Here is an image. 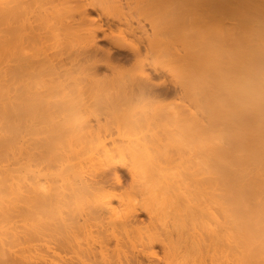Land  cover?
<instances>
[{
	"label": "bare ground",
	"instance_id": "6f19581e",
	"mask_svg": "<svg viewBox=\"0 0 264 264\" xmlns=\"http://www.w3.org/2000/svg\"><path fill=\"white\" fill-rule=\"evenodd\" d=\"M170 62L188 77L169 110L152 73ZM182 147L200 166L167 157ZM64 197L78 214L53 216ZM77 236L164 247L147 264H264V0H0V264H63L42 241Z\"/></svg>",
	"mask_w": 264,
	"mask_h": 264
},
{
	"label": "rangeland",
	"instance_id": "374dc122",
	"mask_svg": "<svg viewBox=\"0 0 264 264\" xmlns=\"http://www.w3.org/2000/svg\"><path fill=\"white\" fill-rule=\"evenodd\" d=\"M90 12H92V11H90ZM92 14H94V15H92V18H93V16H95V17H94V18H96L95 21H97L98 16H97L94 12H93ZM131 16H132V17H130V20H134V21H136L137 18H140V16H138L137 14H131ZM94 18H93V19H94ZM141 19H144V18L141 17ZM134 23H135V22H134ZM145 23H146V22H145ZM185 24H187V23H185ZM146 26H147V25H146ZM173 26H174V25H173ZM173 26L171 25V27H173ZM178 26H179V27H178ZM178 26H177V27H178V28H181L182 31H183V30H187V31H188V29H189V28L186 29V27L183 25V20L179 21ZM177 27H176V25H175V28L173 27L172 30H173V29H174V30H175V29H178ZM170 30H171V28H170ZM172 30H171V31H172ZM174 30L172 31L173 33L171 32V36H170V34H169V38H171V39H169V41H170V40H171L170 42L173 41V42H172L173 44L170 43V44H172V45H170V49H171V51L173 52L172 55L175 54L176 52H179V50L182 49L181 47L185 46V45H184L185 43L182 44V41H181V38H182V36L184 35V34H183V35L181 36L182 31H179L180 29H179V30H175V32L177 31V36H176V35L174 34V33H175ZM169 32H170V31H169ZM178 32H179V35H180V36L178 35ZM180 32H181V33H180ZM185 32H186V31H185ZM188 34H189V33H188ZM186 35H187V33H186ZM174 36H175V37H174ZM178 36H179V38H178ZM172 37L175 38V40L178 38V40L175 42V40L172 39ZM180 37H181V38H180ZM179 40H180V41H179ZM182 40H184V38H182ZM99 42L102 43L101 46H103V44H104V46H105V43H104V42H101V41H99ZM174 42L176 43L177 46H179V44H180V42H181V44H180V46H179L180 48L178 47V51H177V48H176L177 46L174 45ZM178 43H179V44H178ZM181 45H182V46H181ZM185 48H186V47H185ZM186 50H187V49H186ZM180 52L182 53L183 50H181ZM170 53H171V52H170ZM172 55L170 54V56H172ZM170 56H169V60L171 61L172 57L170 58ZM173 58H175V57H173ZM175 60H176V59H175ZM171 62H173V59H172ZM171 62H170V64H168V65L171 66V67L168 66L169 70L166 69L167 71H169V72H167L168 75H167V74H164L166 71H163L162 69H161V70L159 69L160 72H158L157 75H156L155 73H152V75H153V83H154V84H156L158 81H159V83H157V85H158V84H162V82H165L166 80H167V82H168V83L165 82V86H164L165 88H164L163 90L166 89L165 92L168 91L167 94H168V93H169V94L167 95V94L164 93V94L161 96V98L159 97L160 99L158 98L157 101H159L158 103L162 102V103H161L162 106H163V103H165V106H166L169 110H170V108L173 107V104H174V103L177 104V105H179V102L181 103V100L179 101V98H183V97L179 96L178 93H177V87H176L177 84H175V83H177L176 78H177V80L180 81V80H181L180 78L184 77V75H185V78L188 77V75H187V73H186L187 71H186V72H184V71L181 72L182 70H180L179 63H178V66H177V65H174V64H175L174 62H173L174 64H173V63L171 64ZM168 63H169V61H168ZM186 63H187V62H186ZM127 67H128V66H126L125 69H127ZM177 67H179V68H177ZM181 67H182V66H181ZM128 68H129V67H128ZM173 68H174V69L176 68V69L173 70ZM171 69L173 70V72H171ZM177 69H179V70H177ZM184 69L187 70L185 67H184ZM127 70H129V69H127ZM162 71H163L164 73H163ZM176 71H178V72H176ZM105 72H106V71L103 70V72H100V73L103 74V75H105ZM151 72H152V71H151ZM180 72H181L182 75H180ZM169 73H172V74L170 75ZM185 73H186V74H185ZM106 74L110 75L109 72H106ZM173 74H174V75H173ZM103 75H102V76H103ZM162 75H163V76H162ZM176 75H177V77H175ZM178 75H180V76H182V77H180V76L178 77ZM186 75H187V76H186ZM170 76H171V77H170ZM178 78H179V79H178ZM162 79H163V80L166 79V80L163 81ZM182 79H183V78H182ZM186 79H187V78H186ZM174 80H175L176 82H175ZM172 81H173V82H172ZM184 81H187V80L184 79ZM160 82H161V83H160ZM174 82H175V83H174ZM178 83H179V82H178ZM175 89H176V90H175ZM181 95H182V94H181ZM167 96H168V97H167ZM166 99H167V100H166ZM171 99H172V100H171ZM164 100H165V101H164ZM177 101H179V102H177ZM182 101H183V100H182ZM176 102H177V103H176ZM151 103H154V102H150V104H151ZM156 103H157V102H156ZM158 103H157V104H158ZM146 104H147V103H146ZM146 104H145V103H141L142 110H143V109L146 110L147 108H148V110H149V109L153 108L155 105H157V104L154 103L155 105L152 107L153 104L150 105V104L148 103L149 106H151V108H149V107H147V108L144 107V108H143V105L145 106ZM148 104H147V105H148ZM175 104H174V105H175ZM138 105H139V104H138ZM167 105H169V107H168ZM170 105H171V106H170ZM177 105H176V107H177ZM135 106H137V105H134V107H135ZM139 106H140V105H139ZM162 106H161V108H162ZM165 106H164V108H166ZM158 107H160V104H159ZM135 108H136V107H135ZM138 108H139V107L137 106V109H138ZM156 108H157V107H156ZM161 108H160V109H161ZM154 109H155V107H154ZM154 109H151V110L153 111ZM138 110H139V109H138ZM138 110H137V111H138ZM144 110H143V112H144ZM148 110L145 111V112L147 113ZM158 110H159V108H158ZM139 111H140V110H139ZM152 111L149 110L148 113H150V112H152ZM182 148H183V150H182ZM182 148L178 150V151H180V152H177V149H176V151L174 150L173 154L171 153L172 155H167V157H169V156H171V157L174 156L175 159H174V158H173V159L176 160V158L178 157L177 159H179V158H180V155L183 153V156H182V157H183V161L181 160L182 157L179 159V161L181 160L180 162H182V166L185 168V165H183V164L185 163V162H184L185 160H186V161H189V158H188L189 155H187V154L184 155V153H185L186 150H184V147H182ZM166 151H167V150H166ZM182 151H183V152H182ZM187 151H188V150H187ZM167 152H168V151H167ZM181 152H182V153H181ZM192 152H194V151H192ZM192 152H191V153H192ZM176 153H178V156H177ZM180 153H181V154H180ZM186 153H187V152H186ZM169 154H170V153H169ZM175 154H176L177 157L175 156ZM179 154H180V155H179ZM188 154H190V152H188ZM192 154H194V156H193ZM192 154H190V155L193 156V157H192V156H191V157H192L193 160L195 161V165H196V166H197V165L200 166L199 163H198V160H199L200 158H202L203 156H202V157L200 156V158H198V156H199L198 154L201 155V153H197V154H196V153L194 152V153H192ZM195 154L198 155V156H196V159H194V158H195ZM186 155H187V157H186ZM102 156H103V155H102ZM102 156H101V157H102ZM123 156H124V155H123ZM127 156H129V155H127ZM158 156H159V155H158ZM117 157H118V155L116 156V158H117ZM120 157H121V156H120ZM152 157H153L152 159L154 160V159H155V156L153 155ZM160 157H161V156H160ZM162 157H164V156L162 155ZM165 157H166V155H165ZM165 157H164V159L167 158V157H166V158H165ZM98 158H99L98 160H97V158H95V159H96L97 161L100 160V162H103V161L105 160L103 157H102V159H100V157H98ZM121 158H122V159H120V158L118 157V159L120 160V162H119L118 159H116V160H114L115 162L112 161L113 164H112V162H111V164H112L113 167L116 168V170L118 171V174H119V176H120V178H121V181H122V183H123V184H122L123 191H120V192H125L127 189H128L127 191L129 192L130 189H129L128 187H129V185H130V183H131V174L129 173V168L131 167V164H130V163H133L132 165H134V162H137L136 160H138L139 158H138V159L135 158V159H134L135 161L131 160V161H133V162L129 161V162H130V163H129L130 165L127 164V161H128L129 159H127L126 163H124L125 160L123 161V157H121ZM132 158H133V156L131 157V159H132ZM156 158H158L157 155H156ZM185 158H188V160L185 159ZM203 158H204V157H203ZM83 159H84V157H83ZM95 159H94L92 162L94 163V161H95L96 163H98ZM103 159H104V160H103ZM111 159H113V157H112ZM114 159H115V158H114ZM124 159H125V158H124ZM164 159H163V160H164ZM167 159H168V158H167ZM167 159H166V160H167ZM190 159H191V158H190ZM197 159H198V160H197ZM101 160H102V161H101ZM121 160H122V162H121ZM159 160H160V162L162 161L161 159H157V160H155V161H156V162H159ZM166 160H164V161H162V162L165 163ZM79 161H80V160H79ZM82 161H83V160H82ZM110 161H111V160H110ZM139 161H140L141 163H143V164H144V163L147 164L146 159H144V158H140ZM176 161H177V160H176ZM179 161H177V162H179ZM190 161H191V160H190ZM190 161H189V162H190ZM199 161H200V160H199ZM104 162H107V160L104 161ZM104 162H103V163H104ZM162 162H161V163H162ZM180 162H179V165H180ZM191 162H192V161H191ZM191 162H190V164H188L187 166H188V167H189V166H193V167H195V165H191ZM196 162H197V163H196ZM114 163H115V164H114ZM118 163H119V164H118ZM122 163L124 164L125 167L123 166ZM138 163H139V162H138ZM138 163H137V164L135 163V164H136L135 166H138V165H139ZM88 164H89V163H88ZM109 164H110V162H109ZM116 164H117V165H116ZM125 164H126L127 166H130V167H127ZM143 164H142V166H143ZM186 164H187V162H186ZM193 164H194V163H193ZM115 165H116V166H115ZM118 165H119V166H118ZM135 166H133V167H135ZM139 166L142 167L141 164H140ZM139 166H138V167H139ZM187 166H186V168H188ZM113 167H112V168H113ZM193 167H191V168H193ZM114 168H113V169H114ZM195 168H197V167H195ZM195 168H194V169H195ZM133 169H134V168H133ZM130 170H131V169H130ZM128 183H129V184H128ZM122 187H121V188H122ZM124 187H125V189H124ZM121 188H120V189L118 188V189H119V190H122ZM112 189H113V188H112ZM116 190H117V189H115V191H116ZM124 190H125V191H124ZM107 191L112 192V191H114V189H113V190L108 189ZM110 192H109V193H110ZM116 192H119V191H116ZM106 193H107V192H106ZM106 193H105V192H101L100 194H102V195H103V194L106 195ZM134 197H136V196H134ZM65 198H67V197H64V198H63V202H64V200L66 201V202H64L65 204H62V202H61V200H60V202H61V204H62V205H60V206H61V209H59V208H60L59 206H58V207H57V206L54 207L55 210H56V211H55L56 213L53 212V216H55L57 213H58V214H57L58 217L60 216V214H63V215L66 216V214H64L63 211H65V212L69 211V212H70L72 215H74V216H75V213L78 214V213L76 212V211H78V210H77V206L75 205L74 201H72V199H71V203H72V202L74 203V206H73V203L71 204V203L69 202V203L67 204V202H68L70 199L67 198V200L69 199V200L67 201ZM132 198H133V197H132ZM139 198H140V197H139ZM139 198H138V199H139ZM136 200H137V199H136ZM60 202H59V203H60ZM56 204H57V203H55V204H53V205H56ZM66 204H67V205H66ZM69 204H71V205H69ZM58 205H59V204H58ZM62 206L65 207V209L63 208V211H62ZM67 206H68V207H67ZM74 207H75V208H74ZM52 208H53V207H52ZM66 208H70L71 210L66 209ZM75 209H76V210H75ZM57 210H61L62 212H61V211L58 212ZM74 210H75V211H74ZM51 211H52V210H51ZM139 211H140V210H139ZM60 212H61V213H60ZM72 212H73L74 214H73ZM70 213H69V214H70ZM54 214H55V215H54ZM57 215H56L55 217H57ZM63 215H62V216H63ZM138 215H139V217H141L140 219H141L143 222H145V224H144V223H143V224L146 226V222L148 223V221H147V219H148L147 214H145L144 212H143V213L140 212ZM53 216H52V217H53ZM143 219H144L145 221H144ZM162 219L164 220V218L162 217V218L160 219V221H155V222L152 223V224H151L152 221L150 220V221H151L150 224H151V225H154V224L156 225V224H158V222H161ZM53 220H54V219H53ZM148 220H149V219H148ZM51 221H52V220H51ZM68 221H69V220H68ZM68 221H67V222L65 221V222L68 223V224H69V223H70V224L72 223V220H70L71 222H70V221L68 222ZM163 222H164V221H163ZM163 222H161V223H163ZM161 223H159V224H161ZM148 224H149V223H148ZM148 224H147V226H146L145 228H150L151 225L149 224V225H150V226H149ZM159 224H158V225H159ZM158 225H157V226H158ZM142 226H143V225H142ZM71 227H73V226H71ZM143 227H144V226H143ZM54 229H55V228H54ZM54 229H53V230H54ZM71 229H72V228H71ZM59 230H63V229H59ZM59 230H57V231H59ZM49 231H50V230H49ZM49 231H45V232L49 233ZM55 231H56V230H55ZM50 233L53 235L54 232H53V233L50 232ZM79 236H80V235H79ZM82 236H83V235H82ZM75 237H76V236H75ZM95 237H96V236H95ZM95 237H94V238H95ZM99 237H100V238H98V236H97V239H96V240L99 241V242H97L94 238L91 239V241H88V242H86L85 239H84V240H82L81 238H80V239H81L82 241H85L84 244H85V243H86V244H90V242L92 243V240H93V242H96V244L99 246V245H101L102 242H103V240L101 239L103 236H99ZM82 238H84V236H83ZM48 239H49V241H50V240H51V237H50V238L47 237L46 240L48 241ZM77 239H78V241H75V243L73 242V239H72V241L69 240L68 242H69L70 245H69V244H68V245H69L70 247H68V245H64V246L62 245V246H60V247H61L60 250H57V248H58L57 246L51 245V243L45 242V240L42 241V244H44L45 249H47L48 247H56V249L51 248V249L54 250L55 252H53V251L51 250V252H49V253L53 254L54 256H60V257L62 258V259L60 258L61 260H65L66 262H68V263H70V264H71V262H73V261H74V262L76 261L75 264H76V263H77V264H79V263H80V264H95L94 262H93V263H91V262H90V263H89V262L87 263V262H86V261H87V257H88V261H91V260H92V261H95V262H96V260L99 259V261L101 262V264H106L107 261H108V264H111V263L113 264L114 260H115L116 264H129V263L133 264L134 258H133V256H131V254H134V256H136L135 254H137L136 257H138V255H139V257H138L137 259L140 260V262H144V261H141V260H142V259H143V260H144V259H147V260H148V257H149V256L151 257V256H153V255L155 254V253L153 254V252H158V251H159L158 254H157V253H156V254L159 255V256H158V258L160 257L159 260H161V259L163 260V259H164V257H163V252H164L165 249H164V247H163V248L160 247V246H161L160 244H155V245H154V250H151V251H152V252L150 251L151 254H148V253H146L145 251L148 252L151 248H150L149 250H147V249L145 250V249H144V247L147 245V243H146V244L144 243L145 245L141 243L140 245H143V246L141 247L140 245H138L140 242H139V243L136 242L135 245H137V246H135V247H136V248L138 247L137 252L135 251V253H134V250H133V253H131V254H129L128 251H127L128 253L126 252V253L124 254V250H122V251H121V252H122V253H121L122 256L120 255L121 258H122V257L124 258V256H126V255H128V256L125 257L126 260H124L123 258H122L123 260H121L120 256H118L120 253H119L117 247L115 246L116 243H115V244L112 243V242H115L114 240H112V242H111V240H107V238H103V239H106V241L104 240V242L107 243V241H108V242H110V243L114 246V247L112 246L113 249H112L111 246H110L109 249H112L111 252H112V251H113V252H112V255H111V254H110V255H107V256H108V257H107V256H105V255H106V252H107L109 249H108V248L106 249L105 247H107L108 244H104V245L101 246V247L104 246L105 251L107 250L106 252H105L104 249H102L100 246L97 248V245H95V243H93L95 246L90 244V245H91V246H90L91 249L89 248L88 251H87L88 246L85 244V245H86V248H85V247H84L85 245L83 244V242H82L83 246H81V244H80V240H79V237H78V236H77L76 240H77ZM98 239H101V240H98ZM110 239H111V238H110ZM74 240H75V239H74ZM65 241H66V240H64L63 242H65ZM100 241H102V242L100 243ZM63 242H62V243H63ZM71 242H72V243H71ZM78 242H79V244H80L79 247H78V246L76 247L78 250H80L81 248H85V249H86V250L84 249L86 252H85L84 250H83V252H82V253H83V257H82V253H81L82 249L80 250V252H78L79 254H76L77 249L74 248L75 246H74V247L72 246V244H74V245H75V244L78 245ZM104 242H103V243H104ZM66 243H67V242H66ZM98 243H99V244H98ZM64 244H65V243H64ZM105 245H106V246H105ZM109 245H110V244H109ZM148 245H149V244H148ZM148 245H147V246H148ZM159 245H160V246H159ZM47 246H48V247H47ZM80 246H81V247H80ZM92 246H93V248H92ZM139 246H140L142 249H144V251L141 250V248H140ZM147 246H146V247H147ZM46 247H47V248H46ZM63 247H64L65 249H64ZM95 247H96L98 250H97ZM108 247H109V246H108ZM135 247H134V248H135ZM146 247H145V248H146ZM149 247H150V246H148V248H149ZM99 248H100L102 251H101ZM114 248H115V249H114ZM157 248H158V249H157ZM58 249H59V248H58ZM62 249H63V251H62ZM67 249H68V250H67ZM70 249H71V250H70ZM72 249H73V250H72ZM94 249H96L97 251L95 252ZM131 249H132V248H131ZM152 249H153V248H152ZM161 249H163V250H161ZM56 250H57V252H56ZM66 250H67V252H65ZM115 250H116V251H115ZM125 250H127V249H125ZM129 250H130V249H129ZM140 250H141V254H142V256H140V254H139V252H138V251H140ZM157 250H158V251H157ZM89 251H90V252H89ZM114 251L116 252V254L114 253ZM117 251H118V252H117ZM131 251H132V250H130V252H131ZM72 252H73V253H72ZM87 252H88V253H91V252H92V253H91V255H90V254H88ZM93 252H94L95 254H93ZM101 252H103V253H101ZM104 252H105V254H104ZM142 252H143V253H142ZM54 253H55V254H54ZM70 253H71V254H70ZM80 253H81V254H80ZM84 253H85V256H87V257L84 256ZM109 253H110V250H109V252H107V254H109ZM165 253H166V252H165ZM74 254H76V255H74ZM113 254H115V256H114ZM123 254H124V255H123ZM146 254H147L148 256H147ZM156 254H155V255H156ZM166 254H167V253H166ZM169 254H170V253H169ZM48 255H49V254H48ZM116 255H117V257H116ZM157 255H156V256H157ZM66 256H67V257H66ZM74 256H75V257H74ZM78 256H79V257H78ZM89 256H90L91 258H92V256H93V258L91 259ZM95 256H97L96 258H98V259H96ZM109 256H110L111 258H112V256L114 257L112 262H111L112 259H109V258H110ZM143 256H144V258H143ZM145 256H146L147 258H145ZM171 256H172V255H171ZM64 257H65L66 259H65ZM77 257H78V258H77ZM81 257H82V258H81ZM103 257H104V258H103ZM115 257H116V258H115ZM128 257H131V258H132V261H131ZM136 257H135V261H134L135 263H134V264H136L137 262H139V261L136 260ZM162 257H163V258H162ZM52 258H54V257H52ZM69 258H71V262H70V259H69ZM75 258H77L78 261H77V259H75ZM79 258H80V259H79ZM102 258H103V259H102ZM118 258H119V259H118ZM140 258H141V259H140ZM166 258H167V257H166ZM67 259H68L69 261H68ZM73 259H74V260H73ZM83 259H84V260H83ZM90 259H91V260H90ZM101 259H102V261H101ZM108 259H109V260H108ZM116 259H117V260H116ZM57 260H58V259H57ZM79 260H80V261H79ZM147 260H145V262H144L145 264H147V263H146ZM99 261H98V262H99ZM123 261H125V262H123ZM130 261H131V262H130ZM66 262L63 263V264H68V263H66ZM74 262H73V263H74ZM81 262H83V263H81ZM100 262H99V264H100ZM73 263H72V264H73ZM61 264H62V263H61ZM137 264H138V263H137Z\"/></svg>",
	"mask_w": 264,
	"mask_h": 264
}]
</instances>
